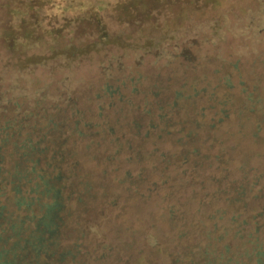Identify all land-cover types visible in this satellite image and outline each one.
<instances>
[{
  "label": "trees",
  "instance_id": "1",
  "mask_svg": "<svg viewBox=\"0 0 264 264\" xmlns=\"http://www.w3.org/2000/svg\"><path fill=\"white\" fill-rule=\"evenodd\" d=\"M10 1L19 0L0 4ZM20 1L25 18L13 29L0 21V48L20 60L29 47L50 52L28 56L33 66L84 49L73 35L92 20L108 43L169 58L160 48L165 38L126 42L128 26L146 19L164 32L169 20L198 25L189 8L206 5L53 0L49 24L44 12L28 10L39 0ZM159 4L166 12L154 10ZM170 89L134 87L129 96L106 86L95 95L103 103L92 120L76 111L72 92V115L38 94L22 119L0 123V264H264V119L256 116L264 103L249 89L240 105L217 89L210 98L171 97ZM9 104L0 96V112Z\"/></svg>",
  "mask_w": 264,
  "mask_h": 264
},
{
  "label": "rangeland",
  "instance_id": "2",
  "mask_svg": "<svg viewBox=\"0 0 264 264\" xmlns=\"http://www.w3.org/2000/svg\"><path fill=\"white\" fill-rule=\"evenodd\" d=\"M52 1L39 0V7H28V10L44 12L45 21L50 24L52 19L48 17L51 15L48 14L47 17L46 12L49 11ZM141 1L143 0L137 2ZM148 1L142 4L147 6ZM204 1L205 6L192 5L189 8L194 20L201 22L198 25H189L191 19L188 22L186 19L181 20L177 24L164 20L167 23L161 25H168L169 29L164 32L155 22L158 20L146 19L128 26L130 31L125 36L126 42L134 38L141 41L148 38L160 41L165 38L167 41L160 48L171 54L169 58H160L157 51L138 55L134 50H126L115 43H108L100 34L94 20L88 21L87 25L73 35L76 44L86 45L74 56L65 50V54H59L53 61L33 66L27 62L28 56L41 54L47 58L50 52L45 48L29 50V47L24 54V60H20L11 49L1 47L0 96L6 102H11L5 107L4 113L0 112L1 125L16 118L22 119L23 113L35 103L32 99L38 94L51 97L47 100L48 105L57 104L60 112L69 110L68 114L71 115L74 108L68 109V105L72 99L78 100L76 111H84L92 120L98 105L103 103L96 99L95 95L106 86L122 87L130 96L134 87L144 92L151 87L169 86L170 83L172 89L167 95L173 97L180 92L187 97L193 96L197 91L198 98H210L211 93L217 89L219 97L229 93L231 101L237 105L247 99L250 92L244 91L249 89L253 91L252 96L256 100L264 103V0ZM20 2L19 0L15 3L10 1L8 5L0 4V21L7 23L6 26L11 29L14 28V22L19 27L21 19L25 18L18 12L21 10ZM166 4H170V1L167 0ZM155 7L154 10L158 14L168 9L164 4ZM129 21L133 22L132 19ZM182 24L186 25V29L180 31V28H177ZM4 33L5 31L0 29V37ZM18 34L19 31L17 36ZM22 34H26L25 31L20 35ZM61 40L62 49L66 48L67 36ZM228 80L232 88L227 87ZM64 81H67V84ZM69 92L73 93L71 100H67ZM23 93L24 96H21ZM137 98L140 100L142 95ZM17 104L23 107L19 113L16 112ZM258 108L257 106L256 109ZM37 112L35 113L38 114ZM256 112L258 118L264 119V108ZM68 114L66 113V116ZM39 115L42 116L43 113ZM47 122L48 120L43 121L42 126L46 128ZM261 135L260 145L264 149V130ZM247 144L254 146L250 141ZM10 212L13 216L17 213L13 208ZM20 216L23 214L20 213ZM70 240L72 242H69L73 243L77 239L74 236Z\"/></svg>",
  "mask_w": 264,
  "mask_h": 264
},
{
  "label": "water",
  "instance_id": "3",
  "mask_svg": "<svg viewBox=\"0 0 264 264\" xmlns=\"http://www.w3.org/2000/svg\"><path fill=\"white\" fill-rule=\"evenodd\" d=\"M176 95H177V93H176ZM176 95L174 94L175 97H176ZM174 96H173V97H174ZM171 97H172V96H171Z\"/></svg>",
  "mask_w": 264,
  "mask_h": 264
}]
</instances>
